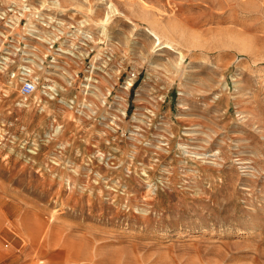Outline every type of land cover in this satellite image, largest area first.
I'll return each instance as SVG.
<instances>
[{
	"label": "rangeland",
	"instance_id": "1",
	"mask_svg": "<svg viewBox=\"0 0 264 264\" xmlns=\"http://www.w3.org/2000/svg\"><path fill=\"white\" fill-rule=\"evenodd\" d=\"M0 264H264V0H0Z\"/></svg>",
	"mask_w": 264,
	"mask_h": 264
},
{
	"label": "built area",
	"instance_id": "2",
	"mask_svg": "<svg viewBox=\"0 0 264 264\" xmlns=\"http://www.w3.org/2000/svg\"><path fill=\"white\" fill-rule=\"evenodd\" d=\"M22 69L25 70V67L22 66ZM37 88V83L31 78H23L20 82L19 93L22 96H28L32 94Z\"/></svg>",
	"mask_w": 264,
	"mask_h": 264
},
{
	"label": "bare ground",
	"instance_id": "3",
	"mask_svg": "<svg viewBox=\"0 0 264 264\" xmlns=\"http://www.w3.org/2000/svg\"><path fill=\"white\" fill-rule=\"evenodd\" d=\"M163 48H172L170 43H164Z\"/></svg>",
	"mask_w": 264,
	"mask_h": 264
}]
</instances>
